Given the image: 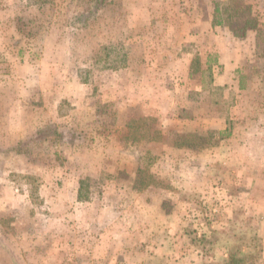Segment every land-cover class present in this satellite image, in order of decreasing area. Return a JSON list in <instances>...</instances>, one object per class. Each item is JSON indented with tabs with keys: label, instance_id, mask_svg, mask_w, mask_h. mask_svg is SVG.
<instances>
[{
	"label": "rangeland",
	"instance_id": "rangeland-1",
	"mask_svg": "<svg viewBox=\"0 0 264 264\" xmlns=\"http://www.w3.org/2000/svg\"><path fill=\"white\" fill-rule=\"evenodd\" d=\"M37 1L0 0V264H264V0Z\"/></svg>",
	"mask_w": 264,
	"mask_h": 264
},
{
	"label": "trees",
	"instance_id": "trees-1",
	"mask_svg": "<svg viewBox=\"0 0 264 264\" xmlns=\"http://www.w3.org/2000/svg\"><path fill=\"white\" fill-rule=\"evenodd\" d=\"M38 3L41 2V0H38L37 1ZM250 20V19H249ZM249 20H246L244 21L242 24H241V27L239 26V31L241 32H244L246 31L247 29H255L254 25L251 26V22ZM252 21V20H251ZM218 24H221L220 22H218ZM82 184V182H81Z\"/></svg>",
	"mask_w": 264,
	"mask_h": 264
}]
</instances>
